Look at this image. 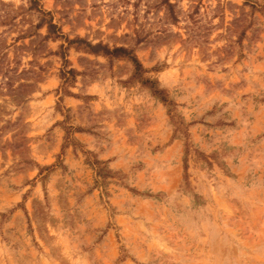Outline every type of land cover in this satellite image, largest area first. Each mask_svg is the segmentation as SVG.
Returning <instances> with one entry per match:
<instances>
[{
    "label": "rangeland",
    "instance_id": "obj_1",
    "mask_svg": "<svg viewBox=\"0 0 264 264\" xmlns=\"http://www.w3.org/2000/svg\"><path fill=\"white\" fill-rule=\"evenodd\" d=\"M0 264H264V0H0Z\"/></svg>",
    "mask_w": 264,
    "mask_h": 264
},
{
    "label": "trees",
    "instance_id": "obj_2",
    "mask_svg": "<svg viewBox=\"0 0 264 264\" xmlns=\"http://www.w3.org/2000/svg\"><path fill=\"white\" fill-rule=\"evenodd\" d=\"M56 29H57V27L54 24L49 23V25H48V31H49V34L50 35L55 34L53 31H55ZM117 53H123L125 55L128 54V52L125 51V50H123L122 48H117L112 53L109 50L107 52V54H113V55H115ZM130 59H132V61L134 63H137V60L133 56H131Z\"/></svg>",
    "mask_w": 264,
    "mask_h": 264
}]
</instances>
